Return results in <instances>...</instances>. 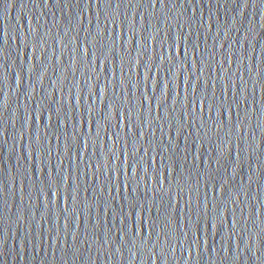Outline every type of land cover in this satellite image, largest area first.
<instances>
[{
    "label": "water",
    "instance_id": "water-1",
    "mask_svg": "<svg viewBox=\"0 0 264 264\" xmlns=\"http://www.w3.org/2000/svg\"><path fill=\"white\" fill-rule=\"evenodd\" d=\"M262 252L264 0H0V264Z\"/></svg>",
    "mask_w": 264,
    "mask_h": 264
},
{
    "label": "snow or ice",
    "instance_id": "snow-or-ice-1",
    "mask_svg": "<svg viewBox=\"0 0 264 264\" xmlns=\"http://www.w3.org/2000/svg\"><path fill=\"white\" fill-rule=\"evenodd\" d=\"M46 2H47V0H45V3H46ZM41 42H42V38L38 39L37 42L33 44V47H34V48L37 47L38 44L41 43ZM22 76H23V69H21V77H22ZM197 79H199V78L197 77ZM193 91L195 92V86H193ZM206 96H207V89H206V87H205V89H204V95H202V96L200 97V100L203 101V100L206 98ZM192 103H193V105H195L196 100L193 99ZM229 108H231V105H229ZM209 111H210V112L212 111V108H211V107L209 108ZM223 111H224V109L221 108V114H223ZM96 136H97V137L100 136V132H99V131L96 132ZM117 142H118V140H117ZM137 151H139V149H137ZM112 155L114 156V154H112ZM109 163H111V157H110V159H109ZM109 170L112 171V169H109ZM115 171L119 172L120 169L117 167V168H115ZM157 183H160V181L157 180ZM128 208H129V210H130V213L135 214V212H136V210H137V202H136L135 200H130V201L128 202ZM121 214H123V206L121 207ZM121 223H123V220L121 221ZM237 223H238L237 221H233L232 235L229 236V240H231V239H232V236H234V235L236 234V233H235V227H236V224H237ZM120 232H121L122 234L126 235V233H124V229H123V228L120 229ZM134 239H135V237H133V240H134ZM108 242L111 243V241H108ZM141 242H142V243L144 242L143 237H141ZM129 243H131V241H129ZM133 246H134V244H133ZM249 251H251V249H249ZM262 255H264V252H262ZM261 264H264V260L261 261Z\"/></svg>",
    "mask_w": 264,
    "mask_h": 264
}]
</instances>
